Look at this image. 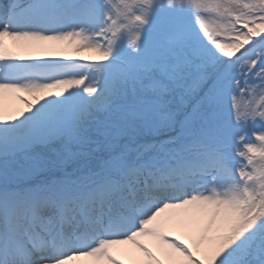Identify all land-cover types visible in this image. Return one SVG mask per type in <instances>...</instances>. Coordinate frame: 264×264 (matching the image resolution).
Here are the masks:
<instances>
[{"label":"snow or ice","instance_id":"1","mask_svg":"<svg viewBox=\"0 0 264 264\" xmlns=\"http://www.w3.org/2000/svg\"><path fill=\"white\" fill-rule=\"evenodd\" d=\"M0 264H264V0H0Z\"/></svg>","mask_w":264,"mask_h":264},{"label":"bare ground","instance_id":"2","mask_svg":"<svg viewBox=\"0 0 264 264\" xmlns=\"http://www.w3.org/2000/svg\"><path fill=\"white\" fill-rule=\"evenodd\" d=\"M79 55L86 56L85 53H80ZM86 57H87V56H86ZM30 99H31V98H30ZM7 104H8V106H9V108L22 107V105H20L19 102L16 101V100L14 99V97H11V96H10V98L8 99Z\"/></svg>","mask_w":264,"mask_h":264},{"label":"rangeland","instance_id":"3","mask_svg":"<svg viewBox=\"0 0 264 264\" xmlns=\"http://www.w3.org/2000/svg\"><path fill=\"white\" fill-rule=\"evenodd\" d=\"M84 53L86 54L87 57H92V56H94L93 53H89V52H84ZM74 55H75V54H74ZM17 95H22V96H24L25 99H30V98H31L28 94H25V93L11 94L10 96H11V97H15V96H17ZM238 102L243 103L242 100H239Z\"/></svg>","mask_w":264,"mask_h":264}]
</instances>
